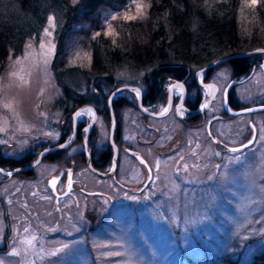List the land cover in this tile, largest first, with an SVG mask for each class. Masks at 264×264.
Listing matches in <instances>:
<instances>
[{
    "label": "rangeland",
    "instance_id": "374dc122",
    "mask_svg": "<svg viewBox=\"0 0 264 264\" xmlns=\"http://www.w3.org/2000/svg\"><path fill=\"white\" fill-rule=\"evenodd\" d=\"M240 2L239 40L250 39L249 25H254L251 19L258 2L254 6H248L245 0ZM43 6L48 11L38 23L28 12L15 9L14 16L22 20L29 32L23 37L20 50L10 47L0 61V151L21 158L26 152H38L42 143L58 141L70 132V127L64 126L66 96H71L69 102L73 104L76 97L86 95L89 99H83L82 105L87 106L78 111L84 114L76 115V119L91 118V104L99 102V114L89 139L98 155L112 145L111 117L101 111L107 96L123 83L149 89L150 65L126 63L113 74L90 72V49L85 42L97 32L93 27L96 21L108 28L117 9L79 7L81 10L73 13L68 4ZM130 10L122 9L121 13L130 15ZM49 17L55 18L54 28H49ZM45 28L52 32L51 37L44 34ZM248 43L247 40L240 45L244 49L250 46ZM62 50L67 52L65 62L69 68L58 74ZM228 53L225 48L198 54V59L193 58L197 61L190 62L191 73ZM249 55L253 64L264 52ZM79 64L75 69L79 74L74 75L78 79H69V71ZM212 69L210 76L221 92L231 79L232 68L224 61ZM198 75L202 80L203 72ZM171 80L163 82V100L143 107L164 110ZM239 80L234 91L241 105L264 101V69L260 64L247 78L242 76ZM210 86H204L205 97L199 107L207 105ZM181 91L182 87H175L174 98L181 96ZM120 94L135 98L138 91L125 89L116 95ZM214 96L206 119L221 111L220 95L217 106L212 103ZM141 109L129 105L121 111L124 130L120 142L131 145L135 152V157H124V161L119 158L125 184L88 170L80 153L82 137L67 149L64 157L49 164L43 161L38 169L55 173L69 166L74 170L75 183L84 181L87 188H98L105 194L91 195L79 189L75 196L56 199L52 194L39 195L42 184L19 175L8 180L6 190L0 191V260L4 264H230L229 258L234 259V264H243L264 252V109L213 119L211 133L206 119L190 126L173 112L151 117ZM252 133L255 138L251 144L237 152L229 151L227 145L241 143ZM140 158L153 167L151 183L145 190L139 188L148 180V170ZM156 161L160 162L158 171ZM124 164L133 169L128 170ZM184 164L189 166L187 171ZM115 175L119 177V168ZM24 228L29 231L25 233ZM32 236L37 239L31 248L20 243ZM14 248L21 251L20 256L9 255Z\"/></svg>",
    "mask_w": 264,
    "mask_h": 264
},
{
    "label": "trees",
    "instance_id": "16d2710c",
    "mask_svg": "<svg viewBox=\"0 0 264 264\" xmlns=\"http://www.w3.org/2000/svg\"><path fill=\"white\" fill-rule=\"evenodd\" d=\"M129 2L130 0H77L72 4L71 0H0V61L7 56L10 47L17 52L20 50L23 37L29 32L22 24V20L14 16L15 9L28 12L32 20L38 23L44 20L48 11V8L43 6L45 3L62 7L65 4L71 5L74 9L73 13L98 6L117 9V19L112 20L111 29L96 21L93 27L97 32L85 42L90 49L88 70L92 73L113 74L119 66L126 63L138 66L150 65L148 87L153 92L154 100L165 98L166 90L163 82L169 78L180 79L186 75L190 62L195 61L193 58L200 57L198 54L225 48L232 53L240 49L253 48L255 45L264 46V0H260L253 10L254 18L252 16L251 20L254 25H249L250 39L243 40H239L241 37L238 29L240 0H142L145 5L143 13L136 19L125 20L121 11L129 8ZM130 9L132 14H137L134 5ZM28 25L33 27L31 23ZM107 32L111 34H106ZM247 40L249 41L247 45L250 46L243 49L240 43H245ZM62 54L57 62L58 74L69 68L65 62L67 52L62 50ZM250 56H239L226 62L230 64L233 73L239 76L251 69ZM79 67L80 64L73 65L69 71V79H78L74 75L79 74L75 70ZM85 96L76 97L73 104L69 102L71 96H66L68 99L63 104L64 107L66 106L64 126H67L73 107L83 103L85 98L89 99ZM232 104L235 107L241 106L238 99ZM102 106L101 111L109 116L106 102ZM115 112L117 113V109ZM14 160L12 158L13 163ZM229 259L230 264H234V259ZM243 264H264V252L255 254L251 260Z\"/></svg>",
    "mask_w": 264,
    "mask_h": 264
},
{
    "label": "flooded vegetation",
    "instance_id": "af4514ba",
    "mask_svg": "<svg viewBox=\"0 0 264 264\" xmlns=\"http://www.w3.org/2000/svg\"><path fill=\"white\" fill-rule=\"evenodd\" d=\"M264 62V55L261 57V59L257 62H254L252 64L251 69L242 75L236 76L233 73V69H232V75H231V79L228 80V82L226 83V85L223 86L221 92H220V87L218 86L217 83H215L212 78H211V73L213 71L212 67L201 71L203 72V78L202 80L199 79V75L197 76L196 71L197 69L194 71V73H191V69L190 67H188L187 73L186 75H184L182 78H180L181 80H183V83L185 84V89H183L182 87V91H181V96L177 95L174 99L173 102L171 104V106L167 109V107L164 110H161L159 112H166L165 115H167L170 112H173L174 115L176 117H178V119L182 120L185 122V124L190 125V126H197L199 124H201L202 122H204V120L206 119L205 117V113L208 109L211 108V103L208 106L207 109L197 113V114H193L191 116H188L192 109H196L197 107H199V105H201L202 101L204 100L203 97H205V95L203 94V88L206 85L205 83H209L207 85H211L210 86V92L208 94V98L210 97L211 93H214V99L212 103L218 101L219 95H220V107H221V111H215V113H212L210 115V117L208 119H206V128L208 130V133L210 132V123L213 121V119H223L228 117L229 115H234L235 113H230L227 111V109H237L240 107H243L244 105H241L239 107H235L232 103L234 102L235 99H238L235 91H234V87L236 84H238L240 82V78L243 76V79L247 78V75L251 73V70L255 67L258 66L261 63ZM262 67V66H261ZM263 69V68H262ZM234 79V83H232V85H230L228 88V84L229 82ZM246 81V80H245ZM217 85V91H213V89L216 87ZM116 87V86H115ZM114 87V88H115ZM140 87V86H139ZM131 88H128V90ZM141 89V93L138 91V95L135 98H131L127 95L124 94H120V95H116L119 93V90L112 98V108L114 111V115L116 118V124L114 127V140H115V145L117 146V155H116V163L115 165L113 164V155H114V145L112 143V145L110 144V148H104L102 150L99 151L98 155H95L96 150L94 149V146H92V143L89 144V139L92 136V133L94 132V125L95 122L97 120V116L99 114V102H97L98 106H96L97 104H91L92 105V109H93V113L94 115L87 119V120H79L76 119V133H75V138L73 140V142L71 144H69L67 147H62V148H57L55 150H49L46 151L41 160L34 166H30L27 167L25 169H19L16 170L14 173L10 174L9 172L14 169L15 167L18 166H22V165H27L31 162H33L36 157L38 156V153L44 149L47 146L59 143L61 141H64L66 139H68L69 137H71L72 132H73V127H74V122H73V111L78 108L79 106H82L83 103H79L77 105H75L73 107V110L71 111L70 114V118L67 120V127H70V132L68 134H63L60 136V138L58 139V141L56 142H50V143H42V145L40 146L39 151L37 152H26L24 157L21 158H17L15 156H12L10 154H6L3 151H0V186L2 185V187L0 188L3 189L4 191L6 190V184L8 182V180L10 178H12L14 175H19V177H21V179H29V181H34L37 184H42L43 186L40 187V194L39 195H53L56 199H61L63 197H66L68 195H76V190L81 189L84 193H88V194H105L106 192L104 190L98 189V188H87L86 185L84 184V181L82 182L81 180L77 181L75 183V179H74V170L71 167H66L60 170L55 171V173L49 169L47 171L44 170V168L38 169V166L45 161L46 164L49 163H53L56 160L58 161V159L64 157L67 149L72 146L74 143H76L81 137H82V149H81V154L82 157H84V161L86 166L88 167V170H90L91 172H94L88 165L86 162V156H85V150H84V137L86 136V129L85 126L86 124L93 119L94 117L96 118L95 122L93 123V125L91 126V128L89 129L88 132V136H87V145L90 147V153H91V158H92V162L93 165L99 169H104V170H111L112 172L106 176H102L96 172H94L96 175L100 176V177H113L115 179V181L119 184H125V182H127L126 180H122L124 178H121V174H122V168L119 167L121 165V163L119 162V158L122 157V160L124 161V157L125 159L128 157H135V152L132 150V146L130 145H124V143L120 142L121 137L123 135V130L122 129V121H123V115L121 113L122 109H124V107L132 105L134 107H137L138 109H141L140 104H139V99H141V103L142 105L145 107V104H150L152 102H154L155 100L152 98L153 96V92L152 90L148 89V88H143L140 87ZM125 90V89H123ZM207 91V90H205ZM201 94V99L199 100V94ZM227 102V105H226ZM264 102V101H263ZM181 103L177 109V104ZM106 104H107V110L110 116V111H109V106H108V96L106 99ZM87 105V104H84ZM219 105V104H218ZM115 109H117V113L115 112ZM153 109V108H152ZM149 109L151 111H158L159 109ZM183 109L184 113H181V110ZM95 110V111H94ZM142 110V109H141ZM143 111V110H142ZM144 113L150 115L149 113L143 111ZM243 113V112H242ZM143 114V113H142ZM102 115L106 116L104 113H102ZM163 115V116H165ZM215 115H219L218 117H215ZM151 117H159V116H154L151 115ZM162 117V116H161ZM64 118V122H65ZM252 135H254V133H252ZM157 137H159V134L156 135ZM215 139V136H214ZM109 140H110V132H109ZM216 140H219L218 138H216ZM111 142V141H110ZM139 142V141H138ZM145 144V143H144ZM235 145V144H234ZM228 149L231 148V144L227 145ZM225 149H227L226 147H224ZM12 158L15 159L14 163L12 161ZM122 161V162H123ZM70 162V160H69ZM125 168L129 167L128 170L131 168L133 169V167L124 164ZM145 165V164H144ZM148 167H152L151 165L147 164ZM50 165H48L49 168ZM105 167H107L105 169ZM146 167V166H145ZM148 167H146V169L148 170ZM118 168H119V177L116 178L115 174H118ZM124 168V169H125ZM153 169V167H152ZM77 170V169H76ZM136 170V169H135ZM57 172V173H56ZM135 175L138 174V170L135 171L134 173ZM148 176H149V172H148ZM152 176V173H151ZM70 177V179H69ZM40 180V181H39ZM55 180L56 184L55 187H53L52 185V181ZM125 181V182H124ZM151 180L148 179L147 181H144L141 185V187L139 189H143L145 190L148 185H150ZM69 184H71V187L69 188ZM77 184V185H76ZM80 184V185H78ZM47 190V191H46ZM41 198H44V196H41ZM0 200L3 201L2 195L0 194ZM7 212V207H4V213ZM7 217V215H6ZM8 221V220H7ZM9 225V222H8ZM9 231V230H8ZM9 233V232H8ZM7 233V235H8ZM8 237V236H7Z\"/></svg>",
    "mask_w": 264,
    "mask_h": 264
},
{
    "label": "water",
    "instance_id": "95a60500",
    "mask_svg": "<svg viewBox=\"0 0 264 264\" xmlns=\"http://www.w3.org/2000/svg\"><path fill=\"white\" fill-rule=\"evenodd\" d=\"M255 52H264V46H255L253 48H250V49H246V50H242V51H237V52H233V53H230V54H227V55H224L222 57H219V58H216L208 63H206L205 65H203L202 67L198 68L197 71H196V74L198 76L199 72L201 71H204L218 63H221V62H224V61H227L231 58H235V57H239V56H245V55H249V54H252V53H255ZM261 66L262 68L264 69V62L261 63ZM210 83V82H209ZM209 83H205L206 85L209 84ZM232 83H234V79H232L227 88L232 85ZM178 84H181L183 89H185V84L183 83V80L181 79H172L167 87L168 89V102H167V109L171 106L172 102H173V99H174V96H173V93H174V89L175 87L178 85ZM125 88H131V89H137L140 93H141V89L138 85H135V84H132V83H125V84H121V85H118L116 86L109 94L108 96V105H109V111H110V117H111V123H110V141L113 143V147H114V155H113V164L115 165L116 163V155H117V146L115 145L114 143V127H115V124H116V118H115V115H114V111H113V108H112V98L113 96L119 91V90H122V89H125ZM213 91H217V85L216 87L213 89ZM213 92L211 93L210 97L208 98L207 100V106L211 103V100L213 98ZM139 104H140V107L147 113L151 114V115H154V116H163L166 114V112H157V111H151V110H148L146 108L143 107L142 103H141V99H139ZM181 103H178L176 106H177V109L179 107ZM226 105H227V102H226ZM87 105H82V106H79L78 108H76L74 111H73V122H74V127H73V132H72V135L71 137H69L68 139L64 140V141H61L59 143H56V144H53V145H50V146H47L45 147L44 149H42L39 153H38V156L36 157V159L27 164V165H22V166H18V167H15L14 169H12L9 173L12 174L14 173L16 170H19V169H25L27 167H30V166H34L36 165L42 158L43 154L46 152V151H49V150H55L57 148H62V147H67L69 144H71L75 138V133H76V114L77 112L86 107ZM93 108V107H92ZM204 109H206L205 106L203 107H198L196 109H192L191 113L188 115V116H191L193 114H197L201 111H203ZM260 109H264V102H260V103H257V104H253V105H249V106H243V107H240V108H237V109H227L228 112L230 113H242V112H245V111H255V110H260ZM95 111V110H94ZM219 115H215V117H218ZM96 118L94 117L93 119H91L85 126V129H86V136L84 137V150H85V156H86V162H87V165L96 173L102 175V176H106L108 174H110L112 171L111 170H102V169H99L97 167H95L93 165V162H92V158H91V153H90V149L87 145V136H88V132H89V129L91 128V126L93 125V123L95 122ZM254 138L255 136L253 135L252 137H250L249 139H247L246 141L242 142V143H239V144H235V145H232L231 148H241L243 147L244 145H248L250 144L249 142L251 141V143L254 141Z\"/></svg>",
    "mask_w": 264,
    "mask_h": 264
},
{
    "label": "snow or ice",
    "instance_id": "6c2138e0",
    "mask_svg": "<svg viewBox=\"0 0 264 264\" xmlns=\"http://www.w3.org/2000/svg\"><path fill=\"white\" fill-rule=\"evenodd\" d=\"M258 2V0H245V3L248 5V6H254L256 3ZM132 5H135V9H136V13L137 15H129L127 12H125L123 14V19L125 20H133V19H136L138 15H141L143 13V9L145 7L144 3L142 2V0H130L129 2V5L128 7L130 8ZM117 19V15H112L111 16V20H116ZM55 27V18L54 17H49V28H54ZM49 28H45L44 29V34L48 37H51L52 36V32L49 30ZM108 28L111 29V23L109 22L108 23ZM106 34H111V32H107ZM97 35H99V33H97ZM29 47H31V45H29ZM40 47H44V44H41ZM54 45H52V48L51 50L54 51ZM17 63H19V61H17ZM176 87H182L180 85H177ZM134 91H138V90H135ZM7 106V105H6ZM205 107H207V105H205ZM89 113H92V110L91 109H88L87 110ZM84 112H78L76 115L77 116H81L83 115ZM92 115H94V113H92ZM262 139H264V137H262ZM251 143V141L249 142ZM248 145H244V147H247ZM229 151H232V152H237V151H240V149L238 148H231L229 149ZM217 155H219V153H217ZM181 160L183 159V157L180 158ZM140 162L142 164H145L146 167H148L147 163L142 159L140 158ZM188 165L187 164H184L183 165V169L184 171H187L188 170ZM155 168L156 170L158 171L159 168H160V162L159 161H156V164H155ZM153 169L152 167H148V172H149V176H148V179H152V176H151V173H152ZM70 179V177H69ZM55 184H56V181L53 180L52 181V185L53 187H55ZM71 187V184H69V188ZM29 231L28 228H24V232L27 233ZM36 237L35 236H32L30 239L25 237L23 240L20 241L21 244L23 245H27L29 248H31L33 246V243L34 241H36ZM9 255H12V256H20L21 255V251L14 248L10 253ZM0 264H4L3 260H0Z\"/></svg>",
    "mask_w": 264,
    "mask_h": 264
}]
</instances>
